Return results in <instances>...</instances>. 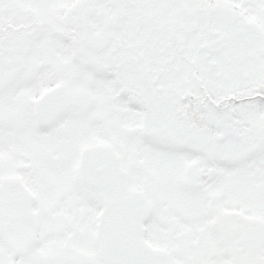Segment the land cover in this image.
<instances>
[{
	"label": "snow or ice",
	"instance_id": "obj_1",
	"mask_svg": "<svg viewBox=\"0 0 264 264\" xmlns=\"http://www.w3.org/2000/svg\"><path fill=\"white\" fill-rule=\"evenodd\" d=\"M0 264H264V0H0Z\"/></svg>",
	"mask_w": 264,
	"mask_h": 264
}]
</instances>
